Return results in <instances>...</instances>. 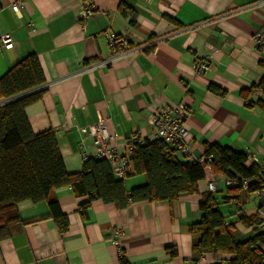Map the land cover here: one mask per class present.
<instances>
[{
	"label": "crops",
	"instance_id": "crops-1",
	"mask_svg": "<svg viewBox=\"0 0 264 264\" xmlns=\"http://www.w3.org/2000/svg\"><path fill=\"white\" fill-rule=\"evenodd\" d=\"M89 1L97 9L83 22V0H24L19 13L12 9L14 0H0V37L11 33L15 39L12 48L0 40V77L28 54L37 55L45 90L27 114L34 132H57L69 172L83 169L82 141L93 150L94 123L123 143L132 135H152L150 115L180 102L190 111L186 141L195 156H204L207 143H218L264 161V92L258 86L264 53L254 41L264 26V0ZM111 32L128 38L125 55L114 56ZM199 62L209 67L198 70ZM129 172L128 190L147 183L132 161ZM226 177L209 166L194 193L124 208L100 199L83 208L88 196L58 188L52 197L68 218L65 232L48 201H20L19 218L0 237V264H122L112 243L114 227L124 231L126 264H229L230 254L195 249L200 234L190 230L204 215L201 201L211 194L236 240L249 238L257 227L245 224L242 215L259 217L264 231V183L262 194L245 187L237 193ZM211 180L214 192L208 189Z\"/></svg>",
	"mask_w": 264,
	"mask_h": 264
},
{
	"label": "trees",
	"instance_id": "trees-1",
	"mask_svg": "<svg viewBox=\"0 0 264 264\" xmlns=\"http://www.w3.org/2000/svg\"><path fill=\"white\" fill-rule=\"evenodd\" d=\"M45 82L43 68L35 53L22 58L0 77V237L7 236L8 223L19 218L16 206L23 200L48 201L60 231L65 232L68 218L52 192L66 186L77 196L89 197L83 208L97 199L124 208L133 202H171L181 193L196 192L198 182L205 177L204 166L181 158L175 147L159 139L147 140L131 157L135 173L142 172L147 176V183L142 186L128 190L124 181L126 176L117 177L106 159L88 158L84 160L81 172H69L59 148L57 132L52 129L34 132L27 114V108L41 98ZM258 86L264 92V79ZM247 92H244V98L247 106H252L254 103L248 99ZM204 156L212 157L210 166L216 174L239 180L253 179L248 186L250 191L264 183L260 165H245L246 153L235 152L218 143H207ZM242 187L239 183L237 187L229 188L239 193ZM200 208L204 215L190 226L191 231L200 234L195 249L230 254L229 264H264L261 246L264 231L259 217L242 215L245 224L256 223L257 227L249 238L236 240L213 195H205ZM121 262L126 264L123 257Z\"/></svg>",
	"mask_w": 264,
	"mask_h": 264
},
{
	"label": "built area",
	"instance_id": "built-area-1",
	"mask_svg": "<svg viewBox=\"0 0 264 264\" xmlns=\"http://www.w3.org/2000/svg\"><path fill=\"white\" fill-rule=\"evenodd\" d=\"M24 0H14L12 9L15 13H19ZM97 7L89 0H83L81 3L78 19L85 22L87 18L93 15ZM109 47L111 48L115 57H121L131 48L130 42L127 37L118 35L115 32L108 34ZM1 43L5 48H12L15 45L14 36L11 33H4L0 37ZM254 41L256 49L264 53V26L255 33ZM111 61V59L109 60ZM209 67L207 63L199 62L195 64L198 70H205ZM190 111L185 102H180L176 106L166 105L153 113L149 117V123L154 127L152 135L138 136L132 135L127 137L123 143H118L115 134L111 133L107 127L100 123H94V131L90 140L92 151L85 150V142L80 143L82 148V157L84 160L88 158L106 159L111 165L113 172L117 177L124 178L130 170L131 157L137 151L140 145H143L147 140L159 139L165 144L175 147L184 159L190 162H199L204 168L210 166L212 157L195 156L192 153L190 146L186 139L189 134L187 127V119ZM247 159L253 161L254 164L260 165V173L264 175V161L259 163V159L254 155H247ZM226 183L229 187H237L239 183L245 188H248L253 179H237L226 177ZM208 189L211 192L217 190V184L212 180L208 183ZM254 192L262 194L263 190L260 188L254 189ZM123 228L114 227L112 243L117 247L118 252L123 257ZM186 264H197L189 261Z\"/></svg>",
	"mask_w": 264,
	"mask_h": 264
}]
</instances>
